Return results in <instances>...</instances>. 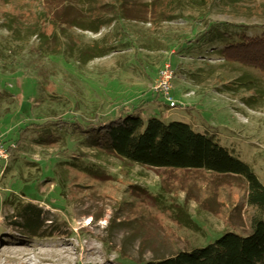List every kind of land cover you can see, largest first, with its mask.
<instances>
[{
    "label": "rangeland",
    "instance_id": "374dc122",
    "mask_svg": "<svg viewBox=\"0 0 264 264\" xmlns=\"http://www.w3.org/2000/svg\"><path fill=\"white\" fill-rule=\"evenodd\" d=\"M213 21L260 32L264 0H0V140L17 147L0 161V264H140L250 231L242 178L130 162L56 124L186 121L264 184V69L221 58ZM167 64L176 107L153 90Z\"/></svg>",
    "mask_w": 264,
    "mask_h": 264
},
{
    "label": "trees",
    "instance_id": "16d2710c",
    "mask_svg": "<svg viewBox=\"0 0 264 264\" xmlns=\"http://www.w3.org/2000/svg\"><path fill=\"white\" fill-rule=\"evenodd\" d=\"M92 15L94 19L101 18V13ZM75 25L70 23V26ZM245 27L213 21L205 32L212 34L211 44L221 58L264 69V25L254 34L248 30L259 26ZM93 29L98 31L100 27L97 25ZM196 40H189V45ZM104 54L97 52L89 59ZM56 124L85 133L99 149L109 150L130 162L173 171H205L220 179L238 177L245 181L246 201L253 209L249 232L228 229L204 246L140 264H264V184L251 166L216 136L196 129L186 121H166L156 115L146 118L132 108H123L113 118L98 116L89 124L74 121ZM26 210L25 225L34 230L37 227L33 218L36 213L32 209Z\"/></svg>",
    "mask_w": 264,
    "mask_h": 264
},
{
    "label": "built area",
    "instance_id": "2783aa9c",
    "mask_svg": "<svg viewBox=\"0 0 264 264\" xmlns=\"http://www.w3.org/2000/svg\"><path fill=\"white\" fill-rule=\"evenodd\" d=\"M174 75H175V71L173 67L169 64L165 65L160 70L159 78L157 79L153 87L154 92L162 95L163 98L168 103L169 107H176L179 104L177 100L174 98V96L171 94L173 89L172 81ZM16 148L17 147L15 146L14 143L5 145L0 140V161H3V163L6 161L7 163L8 160L11 158L13 151Z\"/></svg>",
    "mask_w": 264,
    "mask_h": 264
},
{
    "label": "bare ground",
    "instance_id": "6f19581e",
    "mask_svg": "<svg viewBox=\"0 0 264 264\" xmlns=\"http://www.w3.org/2000/svg\"><path fill=\"white\" fill-rule=\"evenodd\" d=\"M56 251L59 252V253H62V255H63V252L62 251H59V250H56ZM17 254L19 255L18 261H20V262L23 263L24 258L25 259L28 258L29 254H30V250L27 249V248H19L17 250ZM25 264H27V263H25Z\"/></svg>",
    "mask_w": 264,
    "mask_h": 264
}]
</instances>
